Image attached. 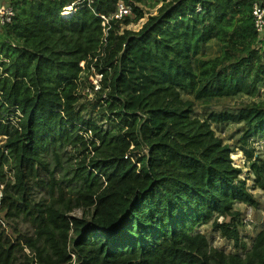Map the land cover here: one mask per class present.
I'll return each mask as SVG.
<instances>
[{
    "label": "trees",
    "instance_id": "1",
    "mask_svg": "<svg viewBox=\"0 0 264 264\" xmlns=\"http://www.w3.org/2000/svg\"><path fill=\"white\" fill-rule=\"evenodd\" d=\"M122 1L135 20L118 0H10L0 264H264V225L249 247L241 233L264 196L251 1Z\"/></svg>",
    "mask_w": 264,
    "mask_h": 264
},
{
    "label": "rangeland",
    "instance_id": "2",
    "mask_svg": "<svg viewBox=\"0 0 264 264\" xmlns=\"http://www.w3.org/2000/svg\"><path fill=\"white\" fill-rule=\"evenodd\" d=\"M125 8L129 10V8L127 6H125ZM71 12H72V10H71V8H69L68 10H66L65 15L69 16L71 14ZM120 14L125 15V13H121V12H120ZM128 15H129L128 17L130 18V20H135V16L133 15V13L130 10H129ZM219 53H220L219 45L216 42L211 41L208 44H206V46H204L202 57L204 59H211V58H214L217 55H219ZM84 67H86L85 64H84ZM86 78L88 81H90L91 84H94L95 81H98L97 76L93 73H89L86 76ZM261 146H263V143H257V148L260 150H263V148ZM142 152H144V150L141 151V153ZM232 158L234 159L236 166L241 167L243 165L244 158L240 153L233 155ZM74 159L79 160V159H81V156L79 154L75 153V157H73L72 163H75ZM255 194H256V197H257L258 202H259V209L260 210L258 211V215L260 217V221H256V220H254V218H252V214H253L254 210H253V212H252L251 208H248L246 210V214H245L246 215V217H245L246 218V228L244 230H242L241 233H242L243 237H245V242L247 244V247H249L251 245L253 238L261 230L262 226L264 225V196H262L261 194L256 193V192H255ZM72 216L81 217V211H79V210L75 211L72 214ZM211 242H212V245L214 247L220 248L227 253H232L234 251L232 245L229 242H226L225 240H223L222 238H220L218 236L213 238L211 240ZM239 254H241V253H239Z\"/></svg>",
    "mask_w": 264,
    "mask_h": 264
},
{
    "label": "built area",
    "instance_id": "3",
    "mask_svg": "<svg viewBox=\"0 0 264 264\" xmlns=\"http://www.w3.org/2000/svg\"><path fill=\"white\" fill-rule=\"evenodd\" d=\"M251 1V17L253 20L254 31L256 33V38L262 40L264 38V0H249ZM125 4L122 0H118L116 4V8L118 11L119 17H128L129 10L125 8ZM68 10V9H66ZM66 10L63 11V15H65ZM121 13H125V15H121ZM15 13L13 8L10 5V0H0V27L5 26L11 23L14 18ZM90 60V59H89ZM85 63H81L80 66L84 70ZM98 81H95L94 89L97 91L99 89V76H97Z\"/></svg>",
    "mask_w": 264,
    "mask_h": 264
}]
</instances>
